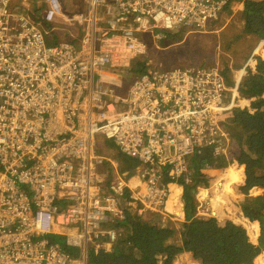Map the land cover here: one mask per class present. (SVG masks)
I'll return each mask as SVG.
<instances>
[{"label": "built area", "instance_id": "built-area-1", "mask_svg": "<svg viewBox=\"0 0 264 264\" xmlns=\"http://www.w3.org/2000/svg\"><path fill=\"white\" fill-rule=\"evenodd\" d=\"M226 2L34 0L38 22L29 11L18 12L0 0V50L5 48L0 52V264H101L91 257L113 251L120 233L110 229L133 209L140 217L150 211L168 216L176 229L187 221L170 215L172 190L164 185L173 175L191 180L189 155L209 145L220 151L222 130L214 119L194 116L205 125L201 133L185 139L170 156L171 138L196 128L189 113H171L187 102L213 115L208 110L223 84L210 74L214 86L195 95L194 80L182 82L184 69L173 75L134 66L146 49L141 33L207 32ZM114 84L127 86V94L107 103L102 96L114 95ZM233 107L226 104L224 112ZM25 109L28 119L22 117ZM236 118L226 123L228 135L240 124ZM133 123L151 137L130 127ZM36 137L43 138L33 141ZM125 153L159 165L155 170L141 166L143 177L151 175L145 180H108L110 158ZM160 164L167 170H159ZM98 186L113 196H102L95 191ZM60 199L67 202L64 208ZM218 213L202 204L195 217ZM173 240L181 246L175 264H205L178 236ZM68 247L80 249L81 255Z\"/></svg>", "mask_w": 264, "mask_h": 264}, {"label": "trees", "instance_id": "trees-1", "mask_svg": "<svg viewBox=\"0 0 264 264\" xmlns=\"http://www.w3.org/2000/svg\"><path fill=\"white\" fill-rule=\"evenodd\" d=\"M234 3H242L244 10L241 16L245 19L242 25H237L236 21L223 22L220 19L222 28L218 32H206L204 37L197 40L190 48L199 52L198 59L201 65L213 63L212 58L234 56L235 67L242 64L236 61L241 57L246 60L252 51L254 37L257 40L264 39V0H229L226 10H229ZM25 12L26 9H23ZM211 28V25H210ZM220 32V33H219ZM160 42L164 45L176 44L178 42H169L167 38L173 37L174 33L162 31ZM219 33V34H218ZM221 36V37H220ZM248 39H245V38ZM173 39V38H170ZM159 40V39H158ZM256 44V42H255ZM171 46V45H169ZM190 49L186 46L181 50H171L168 52L167 63L172 65L174 57L181 52ZM264 66V61H261ZM200 65V66H201ZM225 71H229V66L223 64ZM137 70H148L151 68L146 61L134 66ZM154 68V66L152 67ZM242 91L248 94L264 93V77L254 74L250 76L247 83L241 85ZM254 106H260L259 110L246 115L238 113V123H243L248 130H254L251 134V146L248 149H240L236 159L246 165L247 180L245 184L235 185V190L242 194L251 204H241L240 207L247 216L253 221H258L261 225V235L259 244H256L248 235L247 230L237 225L229 219H219L217 216L195 217L198 212L196 205V189L198 186L210 189L211 179L216 176L213 170L222 169L228 165V161L223 155H216L215 146L209 145L201 149V153H192L189 155L190 168L193 172L192 182L184 184L182 198L185 203V219L181 222V238L184 245L202 259L205 264H251L252 260L261 252L264 246V194L252 195V189L264 187V99H258L253 102ZM226 160V161H225ZM128 160L127 163H130ZM141 164L135 167L132 181L145 180L143 177L144 169ZM163 167L161 171L164 172ZM127 197L131 196L130 190H126ZM114 227L120 233V239L116 243L112 252H106L102 255L91 257L92 261H98L101 264H174V258L181 249L180 244L173 240L177 237L179 231L173 226L172 219L164 217L159 213L149 212L147 217H140L135 210L128 211V217L118 220ZM126 231H124L122 229ZM70 253L77 256L81 255L78 248L68 247ZM219 251L214 260L209 254L211 251ZM224 250V251H223ZM228 253V254H226ZM224 255V259L222 258Z\"/></svg>", "mask_w": 264, "mask_h": 264}, {"label": "bare ground", "instance_id": "bare-ground-1", "mask_svg": "<svg viewBox=\"0 0 264 264\" xmlns=\"http://www.w3.org/2000/svg\"><path fill=\"white\" fill-rule=\"evenodd\" d=\"M4 0V2L7 5H12L13 8H15L18 12H24L23 10H21V5L23 4L22 2L25 0ZM34 1V0H31ZM227 0H220V3H225ZM37 6L38 4H31L30 7L28 8V11L31 13V20H39V17L37 16L36 12H33L34 10V6ZM38 12L44 14L40 8H38ZM38 23H36L35 25H37ZM46 26H49V23H44ZM206 29V28H205ZM205 29L202 30H193L190 33H199V34H205ZM35 31H31V32H27L26 35H24L23 37H20L19 39L23 40L24 38L27 37V35L29 33H34ZM151 34V32H149ZM245 39H248L247 37ZM196 40L199 44V37H196ZM263 40V39H262ZM262 40H257L254 37V45L251 48L252 54H256V47L259 46V42H261ZM256 42V44H255ZM5 48L2 47L3 51ZM262 51H264L263 49H260ZM162 72H170L173 75L177 74V70H179L178 67H173V66H168V63L164 64L161 66ZM216 69H220V64L218 63L215 66ZM185 72L187 73L186 76L182 77V82H188L189 80L195 82V85L197 86V91L195 93V95H202L205 92H207L209 89H211L214 86V83L207 77L205 76L200 70L197 69V71H191V70H185ZM223 76L226 77L229 81H230V76L226 71L222 72ZM16 77V76H15ZM181 77V73L178 75V80ZM188 80V81H187ZM127 88V86H126ZM125 87H122L119 84H114L113 85V90H114V95H111L110 93H107L106 95H103L102 97H105L107 103H115L116 101H118L119 97L121 96H126L127 94V89ZM232 92V89L230 86H227L226 88L223 89V92L221 94L220 97H218L217 99V103L214 107L210 108L208 111L210 113H212L213 115H209L207 113H205L202 110L196 109L194 108L192 105H190L187 102H180L181 104L179 106H175L173 107V113H171V115L175 114V113H189L190 115H192V123L193 125L196 127L195 129L191 130V131H184L183 133H181L179 136L175 137V138H171V140L173 141V144L170 145L171 148V152H170V156H174L179 149L182 147L183 141L187 138H190L192 136H195L197 134L201 133V128L204 127L205 125L203 123H200L198 121H196L194 118V116H200L203 117V119H214V123L215 126L219 129L222 130V133L219 134V144L222 146L221 150L216 152V155L220 156L223 155V157L228 161V165L224 166L222 169L226 170L228 167H232L234 165L233 168H231L229 170V173L224 177L227 179V183L224 184V186L226 187V190L229 191L231 190V181H235V180H241L242 178L247 177V169H246V165L241 164L237 159H236V155L237 153L240 152L239 148L242 149H247V146L245 143H242L241 140H237V139H241L239 134H234V139L236 140L235 142L229 144V137L231 134H227V128H226V123L233 119L236 118L235 115V107L237 109V112L244 116L246 115L245 110H249L252 107H255L254 105H250V100L254 99L255 97H263L264 93H258L256 95H245L242 94L238 91H235L236 93V99L227 97L230 93ZM45 94V93H43ZM171 95H174L175 92L172 91L170 93ZM45 98H47L46 96H44ZM140 100V98H138V101ZM205 101H208L207 99H204ZM226 101H228L232 106H234L230 112H224V107L226 106ZM112 106V105H111ZM127 108H134L133 105H125ZM257 112L259 110V108L257 109V107L254 108ZM57 111H60V107H58ZM121 111H123V109L121 108ZM254 112V113H255ZM22 117L23 119H28L31 117V114L29 113L28 109H25L22 113ZM46 122H47V116H46ZM130 127L134 128L138 133H140L141 135H143L144 137L150 138L152 133L150 131H144L141 130L138 126V124L133 123L130 124ZM206 127H210V125L206 122ZM240 129L243 130V126L240 125ZM244 131V130H243ZM159 133H161L160 129H158ZM246 134L249 133V131H244ZM47 133H50V130H48ZM166 133V132H165ZM208 135V137L210 138V134L206 133ZM43 137H36L35 139H33V141H39L40 139H42ZM155 140H157V138H155ZM247 141L249 142V138H247ZM154 153L155 154H159V149L158 148H154ZM125 158H127L128 160H131L130 163H127V161H125ZM225 160V161H226ZM155 163H151L150 161L148 162H143L142 161V157L139 154L133 155V154H129V153H125V155L123 157H121L120 159L116 160L113 158H110V164H109V169H110V173L108 175V180H124V181H131L133 175H134V171H135V167L138 164L141 165H147L150 169L155 170L157 169L159 162L154 161ZM162 167L165 164H160ZM246 170V171H245ZM188 175L191 177V180H186L184 177L182 176H176L173 175L172 177H169V182L168 184L164 185V187L169 188L170 190H175V197H177L182 203L183 206L187 205V202L185 203L184 199L181 198V196L183 195L184 192V184H189L192 182V175L193 172L190 169V171L188 172ZM150 174H146L145 177H150ZM167 179V180H168ZM116 183V182H115ZM211 188V187H210ZM208 189V188H207ZM179 190V194L177 193V191ZM206 190V188L198 186L196 189V205L198 204V207L201 206L202 204H204L203 202H199L201 199H199V194L200 192ZM95 191L100 192V194L102 196H106V195H110L113 196V193H111L110 191L105 190L104 188H101L100 186L97 187V189ZM92 192L91 189L88 190V193ZM224 197H225V193H221V192H216V195L214 196L213 202L216 203V207L221 208L222 210H226V213L220 214L218 213L216 216L219 219H229L231 221H233L234 223H236L237 225L242 226L243 228H245L247 230L248 235L250 236V238L256 243L259 244V237H258V241L254 240L253 235L250 231L249 228V222H250V218L247 216V214H245V212L237 209L235 207V204H232L230 207L223 202L224 201ZM114 200V199H113ZM61 205V207L64 208V205L67 204V202H65V199H60L58 201ZM242 204H251V202L247 199H245V201L242 202ZM62 208V209H63ZM264 213V212H263ZM149 215L148 212L142 213V216L147 217ZM258 223L256 222V225ZM113 228L110 229L113 230L115 229L114 226H112ZM258 257L264 259V246L261 248V252L258 254ZM244 264V263H243ZM246 264V263H245Z\"/></svg>", "mask_w": 264, "mask_h": 264}, {"label": "crops", "instance_id": "crops-1", "mask_svg": "<svg viewBox=\"0 0 264 264\" xmlns=\"http://www.w3.org/2000/svg\"><path fill=\"white\" fill-rule=\"evenodd\" d=\"M242 10H244V5L242 3L240 5L238 3H234L231 6V8L223 14L220 21L230 22V21L235 20L237 25H242V23L245 21V19L241 16ZM220 21L211 23L212 31H214V32L221 31L220 29L222 28V25H221ZM263 48H264V43H261L259 46L256 47V49H255L256 54H252V57L248 61V63L242 64V65H240V69L234 70L233 80L236 84H238L240 82L241 85H244L246 83L248 77L254 73H256L260 76L261 75L264 76V68L261 67V65L259 64V60H258V59L264 60V51L260 50ZM227 97L232 98L231 95H228ZM259 98L264 99V96L259 97ZM241 130L242 129H240V131ZM240 131H239V135H240L241 139L244 138L245 144H246L247 149H248L251 146V135L249 133L248 134L241 133ZM247 138H249V142L247 141ZM213 172L216 173L215 170H213ZM225 176L226 175H222V174L221 175L218 174L217 176H215L214 178H216V181H211V183H212V185L210 186L211 189L210 190L206 189V190L200 192L199 199H201V200L199 202H203L206 207L216 208V204L213 202V199H214V196L216 195V192H218V193L219 192L229 193V191H227L226 187L224 186V184L227 183V179L224 178ZM233 183H236V181L230 182L231 188L233 187ZM262 188L264 189V187H262ZM262 188H256V189L260 190ZM177 193L179 194V190L177 191ZM181 198H182V196H181ZM230 198L234 202V204L238 205L239 207L242 204V202L245 201V197H243L242 194H240L236 190L232 191ZM224 200H226V199L224 198ZM223 202H225V201H223ZM225 203L227 204V202H225ZM168 210L170 211V215L179 216L178 218H180V219L185 218V206H183V203L180 200H178V203H177V200L175 202L171 203L168 206ZM251 220L252 219H250L249 223H251ZM253 223H255V222H252V224ZM178 235L181 237V233H179ZM183 238L184 237H182V239L180 241H183Z\"/></svg>", "mask_w": 264, "mask_h": 264}, {"label": "rangeland", "instance_id": "rangeland-1", "mask_svg": "<svg viewBox=\"0 0 264 264\" xmlns=\"http://www.w3.org/2000/svg\"><path fill=\"white\" fill-rule=\"evenodd\" d=\"M32 2L33 1H31V0H29V1H23L22 3V5H21V9H26V11L28 10V8L30 7V5L32 4ZM222 18V17H221ZM166 33L168 34L169 33V31H166ZM220 33V32H219ZM218 33V34H219ZM205 35H209V34H199V33H193V34H191V33H187L186 31H180V32H175L174 34H173V37H169V38H167V39H169L168 41L169 42H172V41H176V42H179V43H181V44H179V47H182V46H186V47H188L189 49H190V52H189V56L187 57V59L185 60V61H182V60H180V61H182L183 63H185V64H187V65H184V66H182V67H200V63H201V60H194L193 58H196V59H198V57H199V52L198 53H196L195 52V49L194 48H190L191 47V45L192 44H194V42L196 41V37H199V39L200 38H202V37H204ZM221 37V36H220ZM170 38H173V39H170ZM63 40H64V38H62ZM173 44V43H172ZM172 44H167V45H164L163 43H161L160 42V39L159 40H156L155 41V44H154V48L157 50L156 52H148V56L146 57V60H148L149 61V64L148 65H151V63H157V61L158 60H160L162 57H165L164 56V54L166 53V51H167V49L170 47L169 45H172ZM179 50H181V49H179ZM220 58L217 56V57H215V58H212L211 60L212 61H217L219 64H221L222 65V63H223V61H224V59H223V57H222V54L220 53ZM145 57V56H144ZM151 62V63H150ZM192 63V64H191ZM232 65V64H231ZM255 99V98H254ZM254 99H251L250 100V105H253V101H255ZM261 99H263V98H261ZM255 107H257V109L258 108H261L260 106H255ZM255 107H252V108H250L249 110H245V111H249L250 112V114H252V113H254L256 110L254 109ZM236 120H237V118H236ZM237 123H238V120H237ZM239 124V123H238ZM232 130V129H231ZM243 130L244 131H249V134L251 135V134H253L255 131L254 130H248V129H246L245 127L243 128ZM239 131H240V128H239V125H236L235 127H234V129H233V131H232V133H231V135H230V139H229V141H228V143L229 144H231V143H233V142H235L236 140L234 139V134H239ZM244 131H240L241 133H245ZM237 140H241V142L242 143H245V141H244V138L243 139H237ZM234 167V165L231 167V168H233ZM230 167H228L226 170H224V169H216L215 170V174H216V176L218 175V174H222V175H227L228 173H229V170L231 169ZM246 171V170H245ZM246 180H247V177H245V178H242L241 180H235L236 181V183H233V187L231 188V190H229V193H226L225 192V199L226 200H224L225 202H227V204H228V206L230 207L232 204H234V202L231 200V193H232V191H234L235 190V185H237V184H245L246 183ZM211 181H216V178H212L211 179ZM211 189V188H210ZM209 189V190H210ZM175 190H172V194H171V199H170V201H169V204H168V206L171 204V203H173V202H175L176 200H177V203H178V198L177 197H175V192H174ZM251 194L252 195H260V194H264V189L262 188V189H252V191H251ZM229 201V202H228ZM216 204V203H215ZM235 207L237 208V209H239V210H241L242 211V209L238 206V205H235ZM214 208V207H213ZM216 211H218L219 213H226V210H222L221 208H214ZM180 211V210H179ZM263 212H264V209H263ZM177 217H179V216H177ZM252 222H255V223H253L252 224ZM256 222L258 223L257 225H256ZM179 228H180V230H181V224H179ZM249 228H250V231H251V233H252V235H253V239L254 240H256V241H258V237L261 235L260 233H261V225H260V223L258 222V221H252L251 220V223H249ZM179 232H181V231H179ZM224 251V250H223ZM222 252H219V251H215V250H213V251H211V252H209V254L211 255V256H213V258H214V260L217 258V255H219V254H221ZM226 254H228V253H226ZM222 258L224 259V255H222ZM175 264V263H174ZM227 264H229L228 262H227Z\"/></svg>", "mask_w": 264, "mask_h": 264}, {"label": "clouds", "instance_id": "clouds-1", "mask_svg": "<svg viewBox=\"0 0 264 264\" xmlns=\"http://www.w3.org/2000/svg\"><path fill=\"white\" fill-rule=\"evenodd\" d=\"M227 4H228V3L226 2L223 11L220 13L219 19H220V18L223 16V14L226 12L225 10H226V6H227ZM238 4L240 5L241 3H238ZM212 22H214V20L211 21V23H212ZM210 25H211V24H210ZM162 31H165V32H166V31H169V30H168V29H167V30H165V29H156V30H154V31H150L151 34H150L149 32H147L146 34H147V37H148L149 41H150L151 43H155L156 40L161 39V38H162V33H161ZM207 32H214V31H212V29H211L210 26H209V29H208ZM217 32H218V31H217ZM189 33H190V32H189ZM205 33H206V32H205ZM155 35H159V37H155ZM261 43H264V39H263L261 42H259V45H260ZM251 57H252V53L250 54V56H249L246 60H243L241 57H239L238 59L236 58V61H241L242 64H245V63H248V61L251 59ZM223 59H224V61H223L222 65L220 64V69H219V70L215 68V66L218 64L217 61H214V62L211 63V64H209V63L202 64L200 67H182V66H184V65H187V64H185V63H181L180 65H177V66H174V67H178V68H180V69H184V70H191V71H197V69H198V70H200V71H201L205 76H207V77H208L210 74H213L214 77L216 78L218 84H223V87H224V88H226L227 86H230V87H231L232 92H231L229 95H231L232 98L234 97V99H236V93H235V91H238V92H240V93H242V94H245V95H256V94H248V93H245V92L242 91V89H241V83L239 82L238 84H236V83L234 82V80H233V73H234V70H236V69H240V66L235 67L234 64H233V63L235 62V58H234V56L230 54L229 57L225 58V56H224ZM258 60H259V64L261 65V67L264 68V66H263V64H262V62H261V61H264V60H262V59H258ZM191 64H192V63H191ZM223 64H226V65L229 66V71L227 70V73H228L229 76H230V81H229L226 77H224L223 74H222V72L226 70V69H224ZM231 64H232V65H231ZM242 64H241V65H242ZM158 69H162V68L160 67V68H158ZM254 74H256V73H254ZM254 74H252V75H254ZM252 75H250V76H252ZM257 75H258V74H257ZM250 76L248 77V79L250 78ZM261 76H262V75H261ZM263 77H264V76H263ZM248 79H247V81H248ZM247 81H246V83H247ZM246 83H245V84H246ZM258 99H261V98H259V97L257 96V97H255L254 100L256 101V100H258ZM253 102H254V101H253ZM226 104H230V103H229L228 101H226ZM235 108H236V107H235ZM235 110H236V112H237V109H235ZM237 118H238V112H237ZM239 125H242V126L244 127L243 123H240ZM159 170H162V167H160ZM159 170H158V171H159ZM166 170H167V168H165L164 171H166ZM184 219H185V218H184ZM179 224H181V222L178 223V226H179ZM177 230L180 231V228H178ZM179 233H181V232H179ZM177 236L179 237V239L181 238L179 235H177ZM181 236H182V234H181Z\"/></svg>", "mask_w": 264, "mask_h": 264}, {"label": "water", "instance_id": "water-1", "mask_svg": "<svg viewBox=\"0 0 264 264\" xmlns=\"http://www.w3.org/2000/svg\"><path fill=\"white\" fill-rule=\"evenodd\" d=\"M228 1L229 0H227V3H228ZM180 31H185V30H179V31H177V30H169V33H175V32H180ZM187 32V31H186ZM187 33H189V32H187ZM141 35V39L145 42V52L144 53H142L141 55H138V57H137V61H136V63H137V66L141 63V62H143V61H146L148 64H149V61L148 60H146V57L148 56V52H156L157 50L153 47L154 46V44L155 43H151L150 41H149V39H148V37H147V34L146 33H141L140 34ZM179 44H181V43H176V44H174V45H171L168 49H167V51H166V53L164 54V56L165 57H162L160 60H158L157 61V63H151V70H157L158 68H160L162 65H164V64H166L167 63V54H168V52L169 51H171V50H174V49H176V50H179V49H181V48H183L184 46H182V47H179ZM145 56V57H144ZM189 56V50H186V51H183V52H181L178 56H176V57H174L173 58V60H172V62L171 63H173L175 60V62L171 65V66H177V65H180L181 63H183L182 61H185L186 59H187V57ZM180 60H182V61H180ZM154 66V68H152ZM162 68V67H161ZM164 217H168V216H165L164 215ZM245 264V263H244ZM251 264H264V259H262V258H260V257H258V255L252 260V263Z\"/></svg>", "mask_w": 264, "mask_h": 264}]
</instances>
